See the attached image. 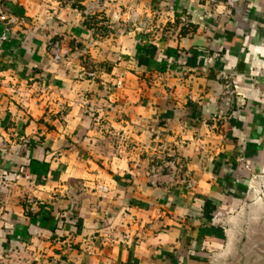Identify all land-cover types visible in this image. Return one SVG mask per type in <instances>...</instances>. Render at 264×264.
Returning <instances> with one entry per match:
<instances>
[{
  "label": "crops",
  "instance_id": "1",
  "mask_svg": "<svg viewBox=\"0 0 264 264\" xmlns=\"http://www.w3.org/2000/svg\"><path fill=\"white\" fill-rule=\"evenodd\" d=\"M5 4L0 264H264V0ZM160 145L191 189L150 185Z\"/></svg>",
  "mask_w": 264,
  "mask_h": 264
},
{
  "label": "built area",
  "instance_id": "2",
  "mask_svg": "<svg viewBox=\"0 0 264 264\" xmlns=\"http://www.w3.org/2000/svg\"><path fill=\"white\" fill-rule=\"evenodd\" d=\"M6 0H0V23L5 26V31H9L18 22L16 17L9 14L6 8ZM91 16V15H89ZM92 19V17H89ZM153 19L147 17L144 20L137 18L135 13H130V17L120 22L116 27L117 32L121 35H128L135 29H140L146 36L152 33ZM106 24H99L97 33H106ZM135 28V29H133ZM78 51V50H77ZM48 52L54 62H61L68 55L69 51L63 47V41L60 39H52L48 43ZM71 52V51H70ZM86 51L80 50L76 53L82 57ZM166 148L163 145L156 147L154 153L150 157V165L148 180L152 187L168 188V186L184 185L187 189H191L194 183L189 179V175L185 166L172 156H165Z\"/></svg>",
  "mask_w": 264,
  "mask_h": 264
},
{
  "label": "rangeland",
  "instance_id": "3",
  "mask_svg": "<svg viewBox=\"0 0 264 264\" xmlns=\"http://www.w3.org/2000/svg\"><path fill=\"white\" fill-rule=\"evenodd\" d=\"M87 21L91 22L88 25L90 27L93 26L92 30H94L95 35H97L98 38L105 37L106 33H99V32L97 33L98 25H97V22L94 19L93 20L92 19H87ZM107 35L111 36V33L107 34ZM119 37H123V36H121L118 32H115L114 33V39L119 38ZM63 47H64V43H63ZM64 48L69 51V55L64 60H62L61 62H55L56 64L66 63L68 65V67H71V68L73 67L74 68V65L79 66L78 62L85 61V62H82V63H87V60L90 57L89 50H88V48L86 46L82 47V50L86 51V53L82 57H79L78 55H76V53L78 51H80V49L77 51L75 49L72 50L71 48H67V47H64ZM71 50H72V52H70ZM82 63H80V64L82 65ZM88 63H89V60H88ZM82 68L85 69V67H82ZM89 70H90V68H88L86 70H83L82 73H86L88 75L89 73H91V71H89Z\"/></svg>",
  "mask_w": 264,
  "mask_h": 264
}]
</instances>
